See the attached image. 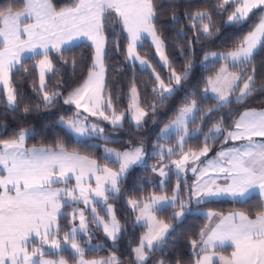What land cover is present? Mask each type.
<instances>
[{
    "label": "snow or ice",
    "instance_id": "snow-or-ice-1",
    "mask_svg": "<svg viewBox=\"0 0 264 264\" xmlns=\"http://www.w3.org/2000/svg\"><path fill=\"white\" fill-rule=\"evenodd\" d=\"M226 6L231 7L230 12ZM215 8L217 14L228 13L225 21L228 25H242L254 13H258V22L233 41L231 49L204 54L202 64L212 61L214 66L215 62L223 61L222 66L215 75L204 80L199 96L196 91L185 93L175 117L160 130L153 145L156 151L152 153L160 162L152 166L151 171L160 177L162 190L172 175L177 180L171 197L152 193L138 199L127 198L128 206L137 213L135 224L143 222L146 228L131 249V264H148L154 253L163 252L167 246L174 225L159 219L158 212L167 207L179 209L172 213L171 219L180 222L193 210L190 206L198 207L224 197L245 201L253 193L261 198L255 214L244 211L224 214L211 210L203 213L207 223L196 233V238H189L188 264H264V110L246 109L229 127H225L224 117H221L206 132L203 127L189 131V125L203 112L198 101L213 100L216 105L215 109L209 108L199 115L203 121L213 111L232 103H244L258 90L253 62L257 50L264 48V0H216ZM160 15L158 0H67L64 4H57L56 0H9L0 6V88L6 105L12 111L19 108L20 95L12 79L14 70L27 72V61H35L34 68L39 73L38 86L34 82L33 90L40 95L44 107L54 105L61 98L63 104L74 106L72 115L67 119L60 116L57 124L66 134L79 137L77 143L81 146L87 145L89 140H103L105 146L100 159L107 161L102 165L99 159L70 150L62 142L26 147V141L39 134L31 128H20L12 131L8 138H0V264H68L63 256L67 249L74 254V264H123L116 252L101 259L86 258L89 250L101 247L92 245L94 232L90 225L102 230L112 247H117L125 225L109 201L119 199L121 184L133 167H146L148 153L142 142H129L123 150L108 147L119 143V139L106 134L105 128L91 122L89 117L107 122L113 130L123 128L127 118L139 130L146 118L155 114L157 108L188 81L192 60H186L182 71L173 67L158 27ZM184 16L191 27L198 30L195 38L188 41L186 52L181 50L191 57L195 55L194 45L200 37H210L219 29L214 26L211 10L186 11ZM171 19L178 23L175 11ZM117 29L127 40L126 59L150 71L154 97L153 102L145 106L133 80L128 89V108L121 112H117L111 93L104 95L106 32ZM178 35L181 40L186 39L182 31ZM145 38L151 39L161 65L168 69L167 77L162 78L149 60L137 52ZM81 39L91 41L93 48L87 77L67 95L60 91V83L50 90L48 80L58 74L51 54L55 52L67 63L65 53ZM115 44L119 49L118 40ZM72 65L75 68V58ZM259 90L264 91V84ZM39 108L40 105H36V109ZM29 111L28 106L23 108L25 114ZM6 133V126L0 128V136ZM173 133L179 138L174 147H165L159 142L171 138ZM198 134L204 137L199 151H184L187 140ZM221 136L225 144L229 141L245 143L222 148L214 158L201 160L212 150L209 145ZM257 137L261 139H254ZM173 156L179 158L172 160ZM165 157L170 163L163 162ZM109 163L118 168L109 167ZM188 172L195 177L191 184L184 179ZM221 179L223 183L218 182ZM182 195L187 198L181 199ZM98 205L104 216L98 212ZM66 208L71 211H64ZM86 213L91 214V219ZM65 217H70L69 230L64 231L61 238L63 229L59 221ZM226 246L232 248L228 255L223 254ZM50 255L57 258H47ZM156 264H165V260L160 258ZM175 264H184V261L177 259Z\"/></svg>",
    "mask_w": 264,
    "mask_h": 264
},
{
    "label": "trees",
    "instance_id": "trees-1",
    "mask_svg": "<svg viewBox=\"0 0 264 264\" xmlns=\"http://www.w3.org/2000/svg\"><path fill=\"white\" fill-rule=\"evenodd\" d=\"M8 2L9 0H0V6ZM66 2L67 0H56L57 4H64ZM158 2L161 8L158 27L167 45L165 51L169 60L172 62L173 67L179 72L182 71V66L185 64L186 60L191 59L193 63L191 75L188 81L184 83L181 89L176 92L172 98L163 106L158 107L155 114H150L146 118V122L139 130H137L127 118L124 121V127L115 130L106 122L98 120L97 122L105 128L106 134L116 137L120 141L116 144H109L107 145L108 147L123 150L129 146V142L132 144L143 142L146 146V152L150 155V151L154 149L153 145L158 138L160 130L175 117L177 108L183 101L185 93L196 91L197 96H199L200 91L204 88V80L209 76L215 75L219 70L221 62H215L214 66L209 62L206 65L201 63L204 54L214 51L224 52L231 49L233 47V41L249 31L250 27L255 22H258L259 18L258 13H254L250 16L249 20L242 25H228L225 23L228 13L217 14L218 10L215 8L216 0H158ZM172 4H175L177 7L173 9L170 7ZM226 7H228V11L230 12L231 7ZM201 9L212 11L214 26L218 28L219 31H214L213 35L210 37L201 36L199 42L194 45L195 55L188 57L182 54L181 50L184 49L186 52L188 41L195 38V31L198 30H194L191 27V22L185 18L184 13L186 11ZM174 11L178 16V23H174L171 19ZM181 31L186 36L184 40L179 38L178 34ZM106 36L107 44L104 58L106 89L104 95L107 96L110 92L117 112L125 111L128 108V89L131 87L132 81L135 80L140 89L141 99L144 101V105H150L154 100L151 94L153 77L150 71L142 70L138 65L126 59L127 40L125 39V34L117 29L115 32L108 30ZM117 40L119 41V49H117L115 44ZM137 52L149 60L162 78L168 76V70L160 64L155 49L148 40L142 41L141 45L137 48ZM92 57L93 48L89 42L78 43L70 52L65 53V58L68 61L67 63L53 52L51 58L56 65L58 74L51 76L48 80L50 90L54 89L57 83H60L62 85L60 91L64 95H67L68 92L77 87L87 77L88 71L92 66ZM73 58L76 60L75 68H73L72 65ZM253 63L256 69L258 90L253 95L249 96L244 103H232L227 108L213 111L209 113L203 121L199 119V115H203L209 108L215 109L216 105L213 100L198 101L203 112L198 114L194 124H190V129L203 127V130L206 132L208 128L217 123L221 117H224L225 127H229L232 121L237 119L244 110L264 109V91L259 90L260 85L264 84V48L257 50ZM34 64L35 61H27L25 64V67L28 69L27 72L23 70H14L12 79L20 95L19 108L12 111L6 105L3 93L0 92V128L6 126L8 129V133L0 136V138H8V135L12 131L20 128H31L37 130L39 134L28 139L26 141V147L54 145L57 142H62L66 144L70 150L76 149L80 151L82 155H89L99 159L102 165L107 163V161L100 159L103 156V146H105L103 140H89L87 145L81 146L77 143V139L66 134V130L57 124L60 116H64L65 119H67L72 115L75 111L74 106L63 104L61 98L54 105L48 108L44 107L40 95L33 90L34 82L38 86V69L34 68ZM118 95L119 98L117 99ZM36 105H40L39 110L36 109ZM25 106L30 108L27 114L23 112ZM229 113H231L230 116ZM203 140V135L198 134L188 141L184 149L199 150L200 147H202ZM219 140L222 143L223 137L221 136ZM92 145H95V147ZM149 155L146 157V167H133L127 174L126 180L121 184L119 199L109 201V203L114 205L117 217L121 223L125 225V231L118 241L117 247H112L111 242L106 239L102 230L90 225V229L94 232L92 243L93 245H100L101 247L97 250H89L86 253V258H100L108 256L110 252H116V254L121 257L123 264H131L133 258L131 249L137 245L140 236L145 232V227L135 224V213L128 207L126 203L127 198L131 196L132 198L138 199L147 197L152 193H166L167 195H171L177 180L176 176L172 175L170 181H168L163 190L158 185L153 186L150 184L148 179L153 175L151 166L156 162L157 157ZM108 166L114 169L118 168V165L111 163H109ZM260 203V197L258 195H252L245 201H211L206 204H201L198 207L195 206V208L224 214L231 211H244L246 213L255 214V212L259 210ZM98 209L102 212V208ZM174 210V208H169L157 213L159 219L174 225V231L171 232L164 251L154 253L148 261V264H156V261L160 258L165 260V264H175L177 259H181L184 261V264H188L190 260L189 238H196V233L207 223V220L204 216L188 214L182 221L177 222L171 219ZM69 219L70 217L60 219L59 223L63 229L61 234L69 230ZM88 247L91 248V246ZM63 256L70 262H74L72 258L73 255L69 250H66Z\"/></svg>",
    "mask_w": 264,
    "mask_h": 264
},
{
    "label": "rangeland",
    "instance_id": "rangeland-1",
    "mask_svg": "<svg viewBox=\"0 0 264 264\" xmlns=\"http://www.w3.org/2000/svg\"><path fill=\"white\" fill-rule=\"evenodd\" d=\"M155 48V47H154ZM156 53V52H155ZM156 56H157V54H156ZM158 57V56H157ZM158 59H159V57H158ZM160 62V61H159ZM209 63L210 64H213V62L212 61H209ZM160 64H161V62H160ZM221 65H220V67L222 66V63H220ZM166 68V67H165ZM167 69V68H166ZM168 70V69H167ZM39 71V70H38ZM1 90H2V88H0ZM1 92V91H0ZM3 93V92H2ZM3 96H4V93H3ZM4 100H5V96H4ZM85 115H87L86 113H85ZM89 119H90V121L91 122H94V123H98L97 121L99 120V118H97V117H89ZM107 123V122H106ZM100 124V123H99ZM108 124V123H107ZM109 125V124H108ZM101 126V125H100ZM110 126V125H109ZM190 126V125H189ZM102 127V126H101ZM194 130L195 129H190L189 128V131L190 132H194ZM195 136H197V135H194L192 138H194ZM75 139H80L79 137H74ZM179 138L173 133L172 135H171V138H169V139H165V140H160L159 142L160 143H162V144H164L165 145V147H174L175 145H176V143H177V140H178ZM188 141H190V139H188L187 140V143H188ZM200 141V140H199ZM156 142H157V139H156ZM155 142V143H156ZM143 143V142H142ZM186 143V144H187ZM138 144V143H137ZM222 143H221V141L218 139V140H216L215 141V143L214 144H210L209 146L211 147V151L208 153L209 155H213L215 152H216V150L220 147V145H221ZM143 145H144V148H145V150H146V146H145V143H143ZM103 148H104V146H103ZM214 149V150H213ZM154 151H156L155 149H153L152 151H150V155L151 156H154V155H152V153L154 152ZM176 151L177 152H179L180 150L177 148L176 149ZM184 151H189V150H186V149H184ZM193 151H199V150H193ZM148 153V152H147ZM212 153V154H211ZM149 155V154H148ZM149 155V156H150ZM157 157V156H156ZM179 158V156H173V157H171V159L172 160H175V159H178ZM205 160H207V159H209V158H207V157H203ZM159 157H157V159H156V162L152 165V166H158L159 165ZM164 163H170V161H169V159L167 158V157H165V160L163 161ZM151 166V167H152ZM184 179H186L187 180V182H188V184H191L192 182H193V180L195 179V177L192 175V173L191 172H188L185 176H184ZM159 180H160V177L158 176V174L157 173H153V175L148 179V182L150 183V184H152L153 186H159ZM170 181V180H169ZM175 184H176V182H175ZM174 187H175V185H174ZM173 187V188H174ZM183 190H184V185H183V183H181V191L183 192ZM156 195H166V196H168V197H171L172 196V194H173V192H172V194L171 195H167L166 193H155ZM187 197L186 196H184V195H182L181 196V199H186ZM224 198H226L227 199V197H224ZM220 199H222V198H220ZM220 199H217V200H220ZM217 200H215V201H217ZM127 203V202H126ZM128 205V204H127ZM80 207L81 208H83L82 207V205H80ZM130 209H131V207L130 206H128ZM190 207H192L193 208V210L191 211V212H189L188 214H195V215H199V216H204L203 215V213L206 211V209H200V208H195V206H190ZM169 208H172V207H167L166 209H169ZM132 210V209H131ZM179 209H175L174 211H178ZM64 211H66V212H70L71 211V208H66V209H64ZM133 211V210H132ZM209 211V210H208ZM134 212V211H133ZM135 213V216H134V220L136 219V216H137V213L136 212H134ZM188 214H186V215H188ZM86 215L88 216V218L89 219H91V214L90 213H86ZM159 218V217H158ZM142 223L143 222H141V225H138V226H142ZM137 225V224H136ZM145 231H146V229H145ZM60 236H61V238L63 237V234H60ZM92 245H93V243H92ZM84 245H82V247H83ZM89 246H91V245H89ZM67 250H69L70 252H71V250L70 249H67ZM72 253V252H71ZM72 255H74L73 253H72ZM105 257H107V256H105ZM105 257H100V258H92V259H101V258H105ZM47 258H49V259H56L57 257L56 256H54V255H50V256H48ZM64 259H66L67 261H68V264H74V262H70L66 257H64ZM128 264V263H127Z\"/></svg>",
    "mask_w": 264,
    "mask_h": 264
},
{
    "label": "crops",
    "instance_id": "crops-1",
    "mask_svg": "<svg viewBox=\"0 0 264 264\" xmlns=\"http://www.w3.org/2000/svg\"><path fill=\"white\" fill-rule=\"evenodd\" d=\"M144 40H148L150 43H151V39L150 38H145ZM81 42H89V43H91V41H88V40H85V39H81V40H78L77 42H76V44H78V43H81ZM152 44V43H151ZM153 46V45H152ZM154 47V46H153ZM138 48V47H137ZM106 49V48H105ZM155 49V48H154ZM222 64H223V61H220ZM136 65H138L140 68H141V66L138 64V62H136L135 63ZM142 69V68H141ZM38 73H39V71H38ZM0 91L1 92H3L1 89H0ZM256 110H264V109H256ZM254 139H256V140H260L261 138H259V137H257V138H254ZM77 140H79V139H77ZM243 143H245V141H229L227 144H225L223 141H222V144L220 145V147L216 150V152L211 156V155H209L208 154V156H207V158H209V159H212V158H214L215 156H216V153L218 152V151H220L222 148H230V147H233V146H239L240 144H243ZM212 154V153H211ZM201 160H205L203 157L201 158ZM219 183H223V180L221 179V180H219L218 181ZM72 183L74 184L75 183V181L73 180L72 181ZM93 184H94V181H93ZM252 195H257L256 193H253ZM251 195V196H252ZM250 196V197H251ZM261 199V198H260ZM220 200H228V201H233V200H231L230 198H222V199H220ZM213 201H215V200H213ZM217 201H219V200H217ZM82 207H83V205H82ZM98 208H102L101 206H97V210H98V212L100 213V215L101 216H104V211H103V209H102V212H100V210L98 209ZM206 211H208V210H206ZM106 218V217H105ZM146 229V228H145ZM232 251V248L230 247V246H226V250L224 251V255H228V254H230V252Z\"/></svg>",
    "mask_w": 264,
    "mask_h": 264
}]
</instances>
